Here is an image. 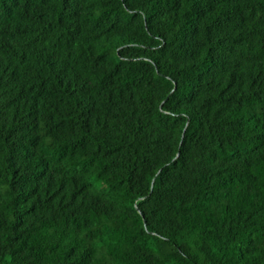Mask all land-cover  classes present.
Returning <instances> with one entry per match:
<instances>
[{"label": "trees", "instance_id": "1", "mask_svg": "<svg viewBox=\"0 0 264 264\" xmlns=\"http://www.w3.org/2000/svg\"><path fill=\"white\" fill-rule=\"evenodd\" d=\"M0 264H264V0H0Z\"/></svg>", "mask_w": 264, "mask_h": 264}]
</instances>
